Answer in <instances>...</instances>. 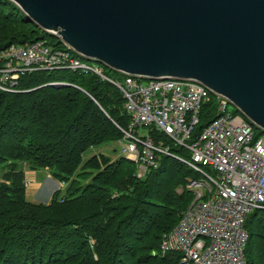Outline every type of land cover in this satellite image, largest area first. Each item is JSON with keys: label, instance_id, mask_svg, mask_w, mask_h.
<instances>
[{"label": "trees", "instance_id": "16d2710c", "mask_svg": "<svg viewBox=\"0 0 264 264\" xmlns=\"http://www.w3.org/2000/svg\"><path fill=\"white\" fill-rule=\"evenodd\" d=\"M39 39L66 47L12 0H0V49ZM100 65L107 76H125ZM17 87L0 90V264H181L178 252L161 254L159 245L193 197L187 179L199 173L169 155L142 177L124 156L83 160L89 148L121 140L119 127L129 123L121 91L94 73L38 70ZM216 116L212 95L191 137ZM253 128L257 137L264 133ZM173 151L188 158L182 147ZM21 163L47 169L65 193L57 189L47 203L27 200ZM245 228L246 264H264V209L251 211Z\"/></svg>", "mask_w": 264, "mask_h": 264}, {"label": "built area", "instance_id": "2783aa9c", "mask_svg": "<svg viewBox=\"0 0 264 264\" xmlns=\"http://www.w3.org/2000/svg\"><path fill=\"white\" fill-rule=\"evenodd\" d=\"M78 55L68 45L59 48L42 39L11 44L0 49V90L17 91L23 75L55 69L94 73L114 84L129 115L127 128L119 127L125 143L120 154L136 164V175L156 169L162 155L199 173L187 179L193 197L163 234L160 253L178 252L181 264H246L245 221L254 209H264V137L255 136L253 124L235 109L228 110L227 97L200 81L158 77L144 83L143 77L124 73L121 82L105 75L98 61L89 64ZM212 95L217 117L193 138L200 108ZM175 147L186 149L188 158L178 156Z\"/></svg>", "mask_w": 264, "mask_h": 264}, {"label": "water", "instance_id": "95a60500", "mask_svg": "<svg viewBox=\"0 0 264 264\" xmlns=\"http://www.w3.org/2000/svg\"><path fill=\"white\" fill-rule=\"evenodd\" d=\"M12 1L83 57L200 81L264 131V0Z\"/></svg>", "mask_w": 264, "mask_h": 264}, {"label": "rangeland", "instance_id": "374dc122", "mask_svg": "<svg viewBox=\"0 0 264 264\" xmlns=\"http://www.w3.org/2000/svg\"><path fill=\"white\" fill-rule=\"evenodd\" d=\"M57 37V36H56ZM59 38V37H58ZM82 60L86 61L87 63H91L93 60L92 59H85V58H82ZM110 77L114 78V79H117L119 81H123V78L124 76H118L116 75L113 71H109L107 73ZM141 81L142 82H147V78L143 77L141 78ZM73 86L75 84H72ZM75 87H78L80 88L79 86H75ZM235 109V107L233 105H231V103L228 104V110L230 112H233V110ZM238 113V112H236ZM238 114H241L240 112ZM242 115V114H241ZM140 132L142 133H145L146 132V127H141ZM261 136L264 137V133L261 134ZM125 146V143L123 140H118V141H112V142H107V143H103V144H100V145H97V146H93L91 148H89L84 154H83V160H85L86 158L92 156L93 154H99V153H102V154H105V155H108V156H111L112 158H116L118 156H121L123 154H120V149L123 148ZM23 164L24 163H21L20 164V167L23 169ZM37 173H38V180L41 179V176H45L46 174V171L44 169H38L37 170ZM44 183V182H43ZM66 185V184H65ZM65 185H62L59 186L57 189H60V195H63L65 193ZM47 185L45 186V183L43 184V188H42V192L40 193L41 195L39 196V202H43V203H47L49 200H50V197L52 196V193L50 194V191L47 190ZM178 191H180V189L178 188ZM49 192V193H48ZM26 198L28 200H32V196L33 195H27L26 194ZM36 200H38V196L36 198Z\"/></svg>", "mask_w": 264, "mask_h": 264}, {"label": "crops", "instance_id": "0c3cea01", "mask_svg": "<svg viewBox=\"0 0 264 264\" xmlns=\"http://www.w3.org/2000/svg\"><path fill=\"white\" fill-rule=\"evenodd\" d=\"M44 170L46 171L45 176H41V179L38 180L37 170L30 169V167L26 163L23 164L26 194L28 196L30 194L33 195L31 198L32 200H29L30 202L39 203L40 201L39 196L41 195L40 193L42 192L44 183H45V186L47 185L46 188L48 191H50V194L51 193L53 194L57 190V188L61 186V183L59 181L51 177L47 169H44ZM37 196H38V200H36Z\"/></svg>", "mask_w": 264, "mask_h": 264}, {"label": "bare ground", "instance_id": "6f19581e", "mask_svg": "<svg viewBox=\"0 0 264 264\" xmlns=\"http://www.w3.org/2000/svg\"><path fill=\"white\" fill-rule=\"evenodd\" d=\"M181 79H188V78H181ZM215 93V92H214ZM218 114V113H217ZM241 117L245 118L246 120H248L244 115L239 114ZM217 117V116H216ZM215 119V118H214Z\"/></svg>", "mask_w": 264, "mask_h": 264}]
</instances>
